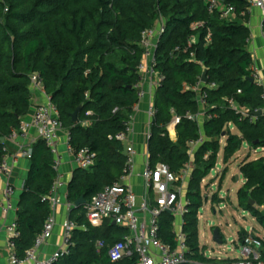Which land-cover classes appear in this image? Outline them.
Listing matches in <instances>:
<instances>
[{"label":"trees","instance_id":"1","mask_svg":"<svg viewBox=\"0 0 264 264\" xmlns=\"http://www.w3.org/2000/svg\"><path fill=\"white\" fill-rule=\"evenodd\" d=\"M223 2L235 7L236 18L223 19L218 12H209L207 0H0V137L6 138L5 143L0 142V160L10 132L34 111L31 75L35 72L43 78L63 127L70 131L74 151L89 148L96 153L94 165L79 167L68 184V200L74 204L83 196L86 202L71 207L69 218L78 226L73 230L71 252L53 264L135 263V257L110 260L109 247L128 230L109 219L92 225L85 216V205L123 173L126 157L116 134L124 131L139 102L134 85L144 52L142 32L154 28L162 17L164 31L156 47L155 68L163 80L155 95L148 161L152 166L165 163L179 172L190 161V145L204 139L195 153L183 231L190 260L219 263L205 257L200 245L198 215L205 202L202 181L216 166L224 132L225 163L243 143L255 149L264 147V112L250 122L230 104L233 100L251 111L264 110L263 87L249 80L253 65L248 50L250 4L248 0ZM198 23L202 25L194 26ZM177 46L180 50L174 52ZM204 70L208 71L207 85L201 88L209 93L206 115L213 117L206 118L202 133L198 120L187 114L199 111L198 92L192 87L202 80ZM212 82L216 87L209 89ZM78 106L81 109L74 122L72 115ZM176 115L181 121L173 140L167 127ZM230 124L241 135L233 133ZM53 163L45 142L36 140L17 203L19 236L14 242L20 258L33 246L50 214L44 196L57 177ZM240 170L246 182L237 193L239 207L249 211L264 229V156L245 159ZM250 197L254 204L249 203ZM213 201L220 199L214 195ZM174 222L175 215L168 211L159 219L158 236L172 248L176 246ZM247 234L240 230L239 240ZM99 242L104 243L102 247ZM261 251L264 258V238Z\"/></svg>","mask_w":264,"mask_h":264},{"label":"built area","instance_id":"2","mask_svg":"<svg viewBox=\"0 0 264 264\" xmlns=\"http://www.w3.org/2000/svg\"><path fill=\"white\" fill-rule=\"evenodd\" d=\"M248 2L251 6H257L264 12V0H248ZM207 8L211 13L218 12L223 19H232V17L236 15L235 7L230 4H224L223 0H207ZM201 25V23L194 24V26L197 27ZM163 31L164 25H161L159 29L149 28L142 32L141 45L144 52L142 60L138 64V72L140 76L134 85V88L137 89L139 101H141L145 95V91L141 88L143 74L151 77L156 76L157 79L155 81L153 79V84L157 87L161 86L163 75L155 68V52L157 47L155 38L160 36ZM207 39L208 41H211L210 33L208 34ZM191 41L189 42V46L192 44ZM179 50L180 47L177 46L174 52ZM251 71V78L261 85V79L253 65ZM203 84L207 85L206 82L201 80L193 86L192 89L198 92L197 101L199 106L207 109L209 93L208 89L201 88ZM214 87H216V83L212 82L208 84L209 89ZM32 89L43 91L47 95V92L43 87V78L39 73L35 72L31 75V90ZM230 104L233 109L238 113H241L242 117L247 118L250 122H255L257 119L259 109L251 111L248 108L238 106L233 100H230ZM155 112L156 108L152 105L150 107V114L152 117ZM90 113V111L87 112V114ZM187 117L197 120L198 114L193 115L188 113ZM211 117H213L212 114L207 115V118ZM180 121L181 117L176 115L171 124L176 126ZM32 130L37 134L36 139L31 135ZM62 130H65V128L59 118V111L52 102V98L49 96L46 102L37 103L35 105L30 121L22 119L19 127L13 129L7 137V140L18 148V153L15 155L10 154L6 147V153L0 160V182L2 179L6 178L5 188L0 199V205L4 214H7L11 210L17 211V207L13 204V196L16 189L14 185L10 183V178L12 176L14 165L17 163L18 156L31 159L33 145L36 140L42 139L54 155L53 168L57 172L55 181L49 192L44 196V200L49 202L51 208L50 214L42 232L36 236L33 246L26 251L23 258H20L15 251L14 238L19 236L16 220L12 221L7 226L9 244L13 248L10 258L11 264H24L29 262H32L33 264H53L61 257L68 255L71 252L73 230L78 226L70 218H67L63 223V246L47 258H38L40 249L53 235L56 224L55 212L57 206L61 203L60 188L64 185V181L59 172L61 156L59 155L58 149V136L59 132ZM132 130L131 116V118L125 122L124 131L116 134V139L121 142H128L123 173L118 180L113 184L105 186L103 190L93 196L91 201L85 205V216L94 226H99L103 220L109 219L112 223L113 221H116L115 225L125 227L129 231V233L125 234L121 240L115 242L109 247L108 256L112 262H118L127 258L133 259L135 257L134 264H181L185 261L195 263L196 261L190 260L187 257L189 246L187 244L186 234L183 231L184 220L182 227L178 231H175L176 246L174 248L163 242L158 236L159 219L163 212H169V210H171V213L175 216H184L185 213L189 211L188 206L190 202L188 201L183 205L179 200L185 188V181L191 175L189 163L179 172H173L165 163H158L156 166H152L149 161H147L143 171V179L146 188L155 193V199L152 205L144 203L143 209L147 211L148 219L142 220L135 210L136 196L131 187L125 183L126 177L132 172L135 164V147L128 139ZM66 134L67 148L74 153L77 164L82 168L93 166L96 159V153L89 148H81L78 151H74L68 141L70 140V132L66 130ZM203 140V138H200L196 143L201 144ZM10 156L12 157L11 160L9 159ZM72 205L73 203L69 201L68 206L72 207ZM103 244V242L98 243L100 247H102ZM151 244L159 250V257H156L150 252L149 246ZM236 246L239 253L237 257L226 259L218 258L217 260L219 263L217 264H264V258L261 251L262 238L254 235L253 230L248 231V234L243 240H239V242L236 243ZM237 248H234V250ZM202 254L207 257L206 251H203Z\"/></svg>","mask_w":264,"mask_h":264},{"label":"crops","instance_id":"3","mask_svg":"<svg viewBox=\"0 0 264 264\" xmlns=\"http://www.w3.org/2000/svg\"><path fill=\"white\" fill-rule=\"evenodd\" d=\"M248 12L249 13H248L247 26L250 29V38L248 40V50L252 56L253 66L257 70L259 78L261 79V85L264 90V29H263L264 12L257 6H251V5L249 7ZM234 18H236V15L232 17V19ZM164 23H165V20L162 17L156 22V25L154 28L159 29L161 25H163ZM160 36L155 38L156 44H158ZM153 79L155 81L157 77L156 76L151 77L146 74H143L142 76L141 88L145 91V95L134 108V111L132 113L133 130H132V133L128 137L129 142L132 143L135 147V155H134L135 164H134L132 172L126 177L125 183L131 187L132 191L134 192L136 196L135 210H136L137 215L142 220L148 219V213L147 211L143 209L144 203H147L148 205H152L155 199V193L152 190L149 191L146 188L144 179H143V171H144L145 165L149 158L148 140L150 138V124L153 118L150 114V107L152 105H155V95L158 89V87L153 84ZM49 96H50L49 94L46 95L43 91L32 89V100L34 103L33 110L37 103L46 102ZM90 112L91 113L88 115L92 114V111ZM32 114L33 112L22 119L30 121L32 118ZM197 114H198L197 120L199 122L200 128L203 133L204 121L207 118L206 109L200 107ZM171 123L168 125L167 128H168V131L172 139L176 140L177 139L176 126L172 125ZM229 128L233 133L237 135H241V132L237 126L230 124ZM66 130L68 129L65 128V130L60 131L59 136H58V149H59V155L61 156L59 172L61 173L62 180L64 181V185L60 188L61 203L57 206V209L55 212L56 224L54 227L53 235L47 241V243L40 249L38 253L39 259H44V258L49 257L51 254H53L55 251H57L63 246V234H64L63 223L67 218H69V215H70L71 207L68 206L69 200L67 198V187L75 171L80 166L77 164L75 160L74 153L70 151L69 148H67ZM68 132L70 131L68 130ZM31 135L36 139L37 134L34 130L31 131ZM70 139H71V134H70ZM68 141L70 143V140ZM5 142H6V139H5ZM226 143H227V137L222 136V138L220 139L221 148H220L218 159H217V163H218L219 162L218 160L221 154L222 155V166L220 169H218L216 168L217 166V163H216V166L214 169H216L217 171V177L215 178L214 182L208 183L207 182L208 176L203 179L202 181L203 196L205 197V202L209 201L213 209H215L216 207H219V210H221L222 209L221 207L223 206L221 202L213 201L214 195H217V197H219V199L221 200H225L226 198L228 199V203H226L227 207L244 210L243 208L239 207L238 195H237L239 189L243 187L246 182L243 175H242L243 180L241 181V184H239V186H237V188L235 189L236 203L233 202L230 192L228 193L227 196H220L219 192H215V190H213V187L216 185L220 186L225 181V179L228 178V174L231 172L233 164L237 163L238 171L241 173L240 164L245 159L257 160L260 157H263L264 147L255 149V148L250 147L247 143H243L242 147L235 154V156L228 163H225L224 162V148L226 146ZM200 145L201 144L196 143V142L190 145V149H189L190 173L192 172L195 166V153L198 150ZM6 147H7V151L10 154L15 155L16 153H18V148L13 143H11L9 140H7ZM11 158L12 157L10 156L9 159L11 160ZM29 169H30V159H26V158L18 156L17 163L14 165L12 176L10 178V183L14 185L16 190L19 191L18 193H21L23 189ZM225 169H226V172L223 175ZM190 176L185 181V188L179 199L180 203L183 205L189 201L187 192H188L189 182L191 178ZM232 176H233V173H231V177ZM233 178L236 180V183L240 181L239 176H233ZM5 181H6V178L2 179V181L0 182V199L3 195V190L5 188ZM229 191H232V188L229 189ZM19 195L20 194H18L17 199H16L17 203H18ZM72 206H74V204ZM15 207H17V204ZM16 218H17V211L11 210L7 214H4L2 212V207L0 205V264H11L10 258H11L13 248L9 244V234L7 231V226L12 221L16 220ZM183 220H184V216L182 215L175 216V222H174L175 231H178L182 227ZM252 230L255 235L261 238H264L263 227H262L263 233L255 230V228ZM127 233H129V231ZM149 249L153 255H155L156 257H159V254H160L159 250L154 245L151 244L149 246ZM232 251L235 252L236 249L235 250L232 249ZM24 264H33V263L29 262V263H24Z\"/></svg>","mask_w":264,"mask_h":264},{"label":"rangeland","instance_id":"4","mask_svg":"<svg viewBox=\"0 0 264 264\" xmlns=\"http://www.w3.org/2000/svg\"><path fill=\"white\" fill-rule=\"evenodd\" d=\"M219 162L217 163L216 168L220 169L222 166V155L220 154ZM239 176L240 181L236 183V180L231 177ZM217 177L216 169H213L207 177V182H214ZM243 180L242 174L238 171L237 163L233 164L231 172L228 174V178L220 186H214L213 190L219 192L220 196H227L228 193H231L232 200L236 203L235 189L241 181ZM232 188V191L229 189ZM19 191L15 190V195L13 196V204H17V196ZM63 199V198H62ZM64 200V199H63ZM223 204L222 209L219 210V207L213 209L210 202H205L203 207L199 211V238L200 244L207 253V257L211 259H226V258H235L238 253V248L236 243L239 242L238 232L242 229L250 231L255 228V230L262 232V227L259 223L253 218L251 213L246 210L227 207L228 199L221 200ZM216 211V212H215ZM220 228L222 233L223 243L219 244L213 240V230L214 228ZM236 243H235V242ZM237 248L235 252L232 249Z\"/></svg>","mask_w":264,"mask_h":264},{"label":"water","instance_id":"5","mask_svg":"<svg viewBox=\"0 0 264 264\" xmlns=\"http://www.w3.org/2000/svg\"><path fill=\"white\" fill-rule=\"evenodd\" d=\"M207 75H208V71L207 70H204L203 74H202V81L203 82H207ZM250 81L254 82V79L253 78H249ZM81 107L78 106L76 108V110L74 111L72 117H73V121L74 122H77L78 120V114H79V111H80ZM263 113L262 110H259L257 115H261ZM226 133L224 132L223 133V136H225ZM0 142L1 143H4L5 142V137L4 136H1L0 137ZM127 146H128V142L127 141H124L123 142V156H126L127 155ZM86 201H85V198L82 196L80 197L75 203H74V206L75 207H79L80 205L84 204ZM249 203L250 204H254V200L250 197L249 198ZM169 212L171 213V210H169ZM113 224H116V221H113ZM213 240L216 242V243H219V244H222L223 243V240H222V233H221V230L220 228L216 227L214 228L213 230ZM181 264H206V263H201V262H195V263H192V262H189V261H185Z\"/></svg>","mask_w":264,"mask_h":264}]
</instances>
